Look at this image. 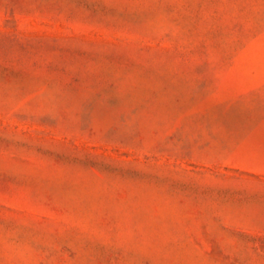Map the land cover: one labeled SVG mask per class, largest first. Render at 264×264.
Instances as JSON below:
<instances>
[{"label": "rangeland", "instance_id": "rangeland-1", "mask_svg": "<svg viewBox=\"0 0 264 264\" xmlns=\"http://www.w3.org/2000/svg\"><path fill=\"white\" fill-rule=\"evenodd\" d=\"M0 264H264V0H0Z\"/></svg>", "mask_w": 264, "mask_h": 264}]
</instances>
